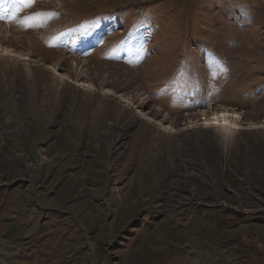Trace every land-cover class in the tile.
Masks as SVG:
<instances>
[{
    "label": "rangeland",
    "instance_id": "rangeland-1",
    "mask_svg": "<svg viewBox=\"0 0 264 264\" xmlns=\"http://www.w3.org/2000/svg\"><path fill=\"white\" fill-rule=\"evenodd\" d=\"M41 12L0 19V264H264V0Z\"/></svg>",
    "mask_w": 264,
    "mask_h": 264
},
{
    "label": "snow or ice",
    "instance_id": "snow-or-ice-1",
    "mask_svg": "<svg viewBox=\"0 0 264 264\" xmlns=\"http://www.w3.org/2000/svg\"><path fill=\"white\" fill-rule=\"evenodd\" d=\"M8 3L9 0H0V19L16 20L21 23L24 27L41 26L43 20L40 18L51 19L58 16V13L56 12H41L33 13L29 16L24 17L22 20H18L19 14L25 8L32 7L35 3V0H11V8L5 6ZM32 21H37V23L34 24L32 23ZM86 33L87 29H85V34ZM61 35H63V33ZM53 39H58V37H54ZM210 62L220 70H226L223 69V66L215 59V57H211Z\"/></svg>",
    "mask_w": 264,
    "mask_h": 264
},
{
    "label": "bare ground",
    "instance_id": "bare-ground-1",
    "mask_svg": "<svg viewBox=\"0 0 264 264\" xmlns=\"http://www.w3.org/2000/svg\"><path fill=\"white\" fill-rule=\"evenodd\" d=\"M31 73L32 71L29 70ZM207 113H203V115H206ZM224 114V115H222ZM239 120H240V116L238 113H229V111H221V112H218L215 113V116L214 118H212V121L209 122V121H205V124L209 126H212L213 124L217 127L220 131L223 132V135L227 138L228 140V137L231 135V134H234V133H237L239 132L241 129H244L240 124H239ZM132 125V122L129 123L124 129H123V132L125 133L127 131V129ZM153 125V124H152ZM177 132H175L174 134H176ZM264 138V137H263ZM238 138L235 136V140H237ZM261 139V138H260ZM232 138L229 137V140L226 142V145L227 147L226 148H230L232 150V147L230 146V144H233L234 141H231ZM185 141H188V137H186ZM262 141V139H261ZM238 145H240L241 147L242 146V143H237L235 142ZM239 147V146H238ZM240 148V147H239ZM217 149H220L217 147ZM229 150V149H228ZM226 154V153H225ZM228 154H229V151H228ZM232 154V152H231ZM220 158V157H219ZM223 159V158H222ZM210 160V159H209ZM221 161V160H220ZM176 185V184H175ZM174 185V186H175ZM180 185V184H179ZM178 187V185L176 186ZM181 187V185H180ZM181 189V188H180Z\"/></svg>",
    "mask_w": 264,
    "mask_h": 264
},
{
    "label": "trees",
    "instance_id": "trees-1",
    "mask_svg": "<svg viewBox=\"0 0 264 264\" xmlns=\"http://www.w3.org/2000/svg\"><path fill=\"white\" fill-rule=\"evenodd\" d=\"M191 83H194V82H191Z\"/></svg>",
    "mask_w": 264,
    "mask_h": 264
}]
</instances>
